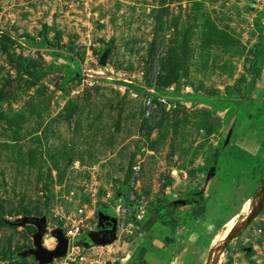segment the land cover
Returning <instances> with one entry per match:
<instances>
[{"label":"rangeland","instance_id":"374dc122","mask_svg":"<svg viewBox=\"0 0 264 264\" xmlns=\"http://www.w3.org/2000/svg\"><path fill=\"white\" fill-rule=\"evenodd\" d=\"M173 201L215 221L179 264H233L264 211V0H0V264H38L33 218L53 250Z\"/></svg>","mask_w":264,"mask_h":264},{"label":"crops","instance_id":"0c3cea01","mask_svg":"<svg viewBox=\"0 0 264 264\" xmlns=\"http://www.w3.org/2000/svg\"><path fill=\"white\" fill-rule=\"evenodd\" d=\"M175 203L178 202H163L151 211L138 213L134 224L130 223L131 227H127L129 234L123 240L118 237L116 240L112 238L111 242L95 241L91 245L92 242L85 244L87 242L81 238V250L94 247L92 252L106 264H179L188 260L192 249H199L195 255L200 257V249L203 252L205 247L208 248L215 221L207 224L208 229L202 231L198 227L194 233L188 226L190 220L186 221L191 213L186 208L193 210L194 206H176ZM256 217L239 235L241 239L244 237L243 243L241 248L236 249L233 264H264V211ZM200 231L202 234H199Z\"/></svg>","mask_w":264,"mask_h":264},{"label":"water","instance_id":"95a60500","mask_svg":"<svg viewBox=\"0 0 264 264\" xmlns=\"http://www.w3.org/2000/svg\"><path fill=\"white\" fill-rule=\"evenodd\" d=\"M102 65H105V59L102 60ZM263 209V203H260L253 212H251V216L247 220L246 226L250 224V222L259 215V213ZM111 220L116 225L117 216L115 212L111 214ZM32 222L37 227V233L34 235V248L25 250L24 252L20 253V256L26 257L28 255H32L37 260L38 264H51L54 262L55 259L64 257L69 249V239L65 237L64 232L62 230H58L56 232V239H57V246L55 249L50 250L46 249L43 246V234L45 231V224L44 222L39 221L37 218H33ZM113 239L109 240L111 242ZM107 242V243H108Z\"/></svg>","mask_w":264,"mask_h":264},{"label":"built area","instance_id":"2783aa9c","mask_svg":"<svg viewBox=\"0 0 264 264\" xmlns=\"http://www.w3.org/2000/svg\"><path fill=\"white\" fill-rule=\"evenodd\" d=\"M140 170L139 165L134 166V171L138 172ZM85 211L83 209L79 210L78 216L75 215L73 219H71V223L68 225L64 235L69 239V249L67 255L65 256L64 264H106L104 261H101L94 252H92L93 248H88L85 250H81V245L78 242V238L84 233L83 228L86 226L85 221L89 218V214L85 215L83 218V214ZM129 227L131 225L129 224Z\"/></svg>","mask_w":264,"mask_h":264},{"label":"flooded vegetation","instance_id":"af4514ba","mask_svg":"<svg viewBox=\"0 0 264 264\" xmlns=\"http://www.w3.org/2000/svg\"><path fill=\"white\" fill-rule=\"evenodd\" d=\"M117 224L118 221L116 220V225L111 220V214H106L102 225L96 227L95 231H92L91 233H95L94 236L91 237V240L93 241H109L116 236L117 232Z\"/></svg>","mask_w":264,"mask_h":264},{"label":"trees","instance_id":"16d2710c","mask_svg":"<svg viewBox=\"0 0 264 264\" xmlns=\"http://www.w3.org/2000/svg\"><path fill=\"white\" fill-rule=\"evenodd\" d=\"M192 202H194V201H192ZM179 204H181L180 202H178V203H175L174 205H176V206H179ZM100 206H103L102 204L100 205ZM114 211L113 210H111V209H109V208H103V207H101V209H100V217L102 216V217H104L106 214H112ZM101 213H103V214H101ZM137 215H138V212H136V211H134V217L136 218L137 217Z\"/></svg>","mask_w":264,"mask_h":264},{"label":"bare ground","instance_id":"6f19581e","mask_svg":"<svg viewBox=\"0 0 264 264\" xmlns=\"http://www.w3.org/2000/svg\"><path fill=\"white\" fill-rule=\"evenodd\" d=\"M46 244L52 246V245H53V240H52V239L47 240V241H46Z\"/></svg>","mask_w":264,"mask_h":264}]
</instances>
